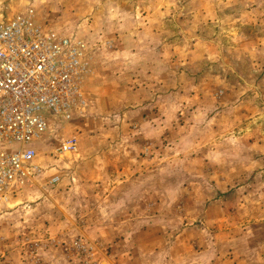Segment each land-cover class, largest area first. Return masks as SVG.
Returning <instances> with one entry per match:
<instances>
[{
    "label": "rangeland",
    "instance_id": "rangeland-1",
    "mask_svg": "<svg viewBox=\"0 0 264 264\" xmlns=\"http://www.w3.org/2000/svg\"><path fill=\"white\" fill-rule=\"evenodd\" d=\"M30 8L85 103L0 201V264H264V0H0Z\"/></svg>",
    "mask_w": 264,
    "mask_h": 264
},
{
    "label": "built area",
    "instance_id": "built-area-1",
    "mask_svg": "<svg viewBox=\"0 0 264 264\" xmlns=\"http://www.w3.org/2000/svg\"><path fill=\"white\" fill-rule=\"evenodd\" d=\"M87 72L81 43L39 24L31 8L0 17V201L39 172L35 144L85 103ZM60 149L75 151V139Z\"/></svg>",
    "mask_w": 264,
    "mask_h": 264
},
{
    "label": "crops",
    "instance_id": "crops-1",
    "mask_svg": "<svg viewBox=\"0 0 264 264\" xmlns=\"http://www.w3.org/2000/svg\"><path fill=\"white\" fill-rule=\"evenodd\" d=\"M4 16V13L2 14V12L0 13V17ZM6 17H9L8 14L6 13Z\"/></svg>",
    "mask_w": 264,
    "mask_h": 264
}]
</instances>
